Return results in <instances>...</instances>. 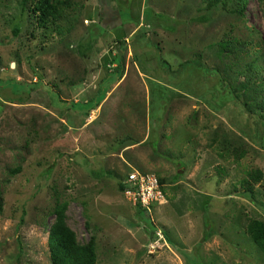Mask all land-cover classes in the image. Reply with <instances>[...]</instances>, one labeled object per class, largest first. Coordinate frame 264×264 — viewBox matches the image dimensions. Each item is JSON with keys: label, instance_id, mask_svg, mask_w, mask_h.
I'll use <instances>...</instances> for the list:
<instances>
[{"label": "rangeland", "instance_id": "rangeland-1", "mask_svg": "<svg viewBox=\"0 0 264 264\" xmlns=\"http://www.w3.org/2000/svg\"><path fill=\"white\" fill-rule=\"evenodd\" d=\"M67 1L41 28L33 0H0V264H50L57 203L97 264H264L245 232L264 221V0ZM132 169L158 179L148 208L118 188Z\"/></svg>", "mask_w": 264, "mask_h": 264}, {"label": "trees", "instance_id": "trees-1", "mask_svg": "<svg viewBox=\"0 0 264 264\" xmlns=\"http://www.w3.org/2000/svg\"><path fill=\"white\" fill-rule=\"evenodd\" d=\"M206 7L209 9L214 6H220L223 9H227L228 4L234 2V7L231 12L242 16L247 6L248 0H204ZM22 5H25L28 0H21ZM69 2L67 0H33L31 6L28 8L29 11L34 15L36 25L41 28H46L48 25L55 24L62 17L63 8L67 7ZM198 20H204V16L197 17ZM15 32V30H14ZM124 39L120 40V44H124ZM227 47L226 42L221 43V48ZM117 57L119 67H121L120 53ZM185 62L180 65L185 64ZM117 79L120 77L121 72L119 68L115 71ZM101 98H94L87 103L89 109L99 104ZM89 109H85L84 114H88ZM67 125L75 127L73 122L67 118ZM180 165H182L180 163ZM19 171V167L14 169L13 173ZM261 170L256 169L249 172L248 176L256 181L261 177ZM179 177L176 174L173 179L176 180ZM123 178V177H122ZM121 178V179H122ZM121 179L118 182V188L124 191V185L121 183ZM244 187H248L250 184L249 179L244 178L242 181ZM140 207V205L138 204ZM64 203H57L53 208L54 220L49 226L46 234V243L48 246V255L50 264H97L96 262V251H95V237L90 235L86 243H79L73 230L67 226L65 222L64 214ZM141 208V207H140ZM2 210L0 202V212ZM144 211V210H143ZM246 234L250 237L253 243L259 248L264 254V221L257 218H251L248 220L245 227Z\"/></svg>", "mask_w": 264, "mask_h": 264}, {"label": "built area", "instance_id": "built-area-1", "mask_svg": "<svg viewBox=\"0 0 264 264\" xmlns=\"http://www.w3.org/2000/svg\"><path fill=\"white\" fill-rule=\"evenodd\" d=\"M124 185V193L131 198L133 203L139 204L141 208H148V205L157 196H162L158 179L153 174H147L137 169L127 172L121 179ZM157 241L163 239V235L158 231Z\"/></svg>", "mask_w": 264, "mask_h": 264}, {"label": "water", "instance_id": "water-1", "mask_svg": "<svg viewBox=\"0 0 264 264\" xmlns=\"http://www.w3.org/2000/svg\"><path fill=\"white\" fill-rule=\"evenodd\" d=\"M130 143H131V141L128 140L127 142H124L123 145L130 144Z\"/></svg>", "mask_w": 264, "mask_h": 264}, {"label": "crops", "instance_id": "crops-1", "mask_svg": "<svg viewBox=\"0 0 264 264\" xmlns=\"http://www.w3.org/2000/svg\"><path fill=\"white\" fill-rule=\"evenodd\" d=\"M116 64V63H115Z\"/></svg>", "mask_w": 264, "mask_h": 264}]
</instances>
